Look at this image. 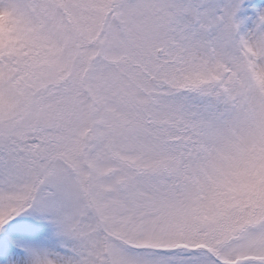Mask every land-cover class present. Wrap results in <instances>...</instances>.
<instances>
[{
  "label": "snow or ice",
  "instance_id": "obj_1",
  "mask_svg": "<svg viewBox=\"0 0 264 264\" xmlns=\"http://www.w3.org/2000/svg\"><path fill=\"white\" fill-rule=\"evenodd\" d=\"M0 264H264V0H0Z\"/></svg>",
  "mask_w": 264,
  "mask_h": 264
}]
</instances>
